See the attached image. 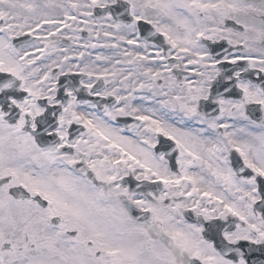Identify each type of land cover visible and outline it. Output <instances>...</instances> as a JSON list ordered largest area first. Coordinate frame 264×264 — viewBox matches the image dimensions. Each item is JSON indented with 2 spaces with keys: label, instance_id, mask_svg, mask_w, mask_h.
Wrapping results in <instances>:
<instances>
[{
  "label": "snow or ice",
  "instance_id": "obj_1",
  "mask_svg": "<svg viewBox=\"0 0 264 264\" xmlns=\"http://www.w3.org/2000/svg\"><path fill=\"white\" fill-rule=\"evenodd\" d=\"M0 264H264V0H0Z\"/></svg>",
  "mask_w": 264,
  "mask_h": 264
}]
</instances>
